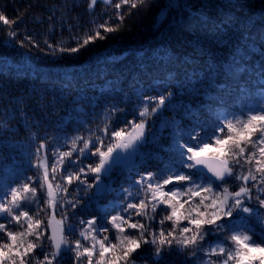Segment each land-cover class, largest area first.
Here are the masks:
<instances>
[{"label":"trees","instance_id":"16d2710c","mask_svg":"<svg viewBox=\"0 0 264 264\" xmlns=\"http://www.w3.org/2000/svg\"><path fill=\"white\" fill-rule=\"evenodd\" d=\"M89 2L90 0H0V11L10 20L16 19L17 15L22 16L19 23L11 26L20 33L12 43L8 42L9 26L0 22V57L6 58V62L0 63V92L3 93L0 95V125L13 126L12 132L0 135V189L4 191L27 182V177L42 174V167L40 169L33 167L36 163L35 151L41 142L45 143V151L49 153L45 162L51 172V165L54 162L51 153L57 148L59 151H68L72 147L70 139L67 145L64 144L65 138L75 136L88 138L87 129L103 128L105 125L103 112L111 104H116L125 111L108 121L111 124L110 130L124 129L127 133L136 131L131 127H125V124L128 120L137 119L136 112L141 106L138 97L141 94L154 96L165 89L174 90L176 93L174 108L164 111L162 116L153 117L149 124L150 132H156L161 128L163 118H167L169 122L175 120L186 130H191L192 127L211 130L218 117L223 119L227 115L229 119H233L234 114L241 115L249 109H255L261 103L258 88L260 85L264 86V79H259L260 74L252 72L251 68L248 73L241 74L243 69L240 65L243 63L242 57L250 59L253 56L252 51H255L251 49L253 47L251 41H248L249 47L247 51L245 50L247 38L245 29L252 30L251 40H256L255 32L260 31L261 24L264 23V0H155V5L150 10H134V14L128 20L131 30L110 35L107 40L98 41L78 54L46 56L38 54L35 49L29 52L27 46L19 47L17 42L24 38L25 31L41 41L47 36L53 41L60 40L62 45L71 43L72 33L69 32L67 25L73 26V32L77 30L78 25L81 33L87 28L94 27L89 22L92 18L87 9ZM117 2L119 0H110L108 5L98 2L92 10L95 19L102 22L108 15H114V4ZM228 3L237 5L230 15L241 22L240 27L233 26L230 39L217 38L215 46L193 52L192 48L184 43L185 35L176 30L169 39L168 54L160 55L162 51H166L158 45L161 33L168 32L178 21L191 23L193 27H197V19L207 20V13H223L224 9L220 5ZM66 4L71 6L70 10L66 8ZM125 11L127 6H122L121 12ZM50 16L53 18L51 22L48 19ZM61 17L62 20L59 19ZM50 23L53 27L51 32ZM223 34L221 31L220 35ZM142 50L148 53L143 61ZM170 56L173 60L176 56L181 59L185 56L194 59L191 60L192 66L186 67L183 63L169 62ZM255 56L258 57L259 53H255ZM251 64L257 68L261 66L258 59H251ZM208 65H211L210 69H207ZM207 70L212 72L211 76H207ZM194 76H199L201 80L199 86L203 91L200 96H195L198 90L191 87V84L197 83L192 79ZM216 81L221 85H217ZM16 96L27 104L28 119L22 122L11 108L15 101L10 97ZM5 104L9 105L7 115L4 114ZM180 105H183V108ZM189 106H192L190 118L185 115V110ZM169 131L171 129L165 130L164 138H158L156 141L149 139L140 145L136 163L127 169L115 168L111 180L105 179L101 184L102 192L93 187L87 195L81 193L83 198L80 206L70 210L73 214L68 220L75 225L74 230L71 234L65 230V237L70 241L81 239L80 231L86 228V225H80L79 221L96 217L99 224L109 228L107 235L110 242L117 243L114 238L115 231L107 221L111 216L117 215L126 203H138L139 198H143L135 197L139 189L134 181L140 174L148 171L175 170L173 168L176 163L175 154L164 150L170 145ZM206 134L201 133L202 136ZM104 139L105 146L118 142L109 137ZM161 145L164 148H161ZM77 146L82 147V144L78 142ZM40 159H44L43 153ZM83 162L95 166L99 161L98 157H92ZM248 167L250 166L245 165L243 169L237 171L246 172ZM61 175L58 171L55 179L49 176V181L53 185L52 192L55 194L59 191L56 185L62 182ZM88 179L91 183L92 176ZM229 184L232 185L230 191L236 189V182L229 179ZM32 186L37 188L39 208L42 209L39 216L35 214L34 204L27 203L14 210L15 214L19 215L21 210L29 211L33 219H41L45 227L49 218L53 216L60 220L62 212L59 207L53 208L49 203L47 186L43 189L39 183ZM121 188L133 193L135 198L126 197ZM69 191L75 195L73 188L70 187ZM71 198L61 193L53 203L64 204L65 200ZM168 211L170 210H165L162 206L157 209V215L151 222L154 230H158L159 219L167 215ZM120 214L124 215L122 212ZM135 220L144 222L142 217L134 216L133 222ZM9 221L7 213H0V223L6 224L8 230L19 232L26 228L23 218L24 227ZM181 226H187V222H183ZM249 226L257 232L262 230V225L255 216L250 218ZM163 227L167 232L171 229L172 222L166 221ZM46 235H51L50 231ZM123 235L138 238L137 230L127 227ZM230 235L231 231L228 228L223 235L210 234L202 242L203 247L210 249ZM98 239H103V234L98 235ZM26 240L32 238L27 237ZM0 242H6V236L2 233ZM81 242L87 247L90 246L91 240L81 239ZM230 244L231 241H227L225 246ZM52 250L46 242L44 251L51 253ZM98 251L99 244L93 256L94 264L98 259ZM110 255L107 253L106 258ZM42 258L43 253L36 249L31 264H39V259ZM133 259L136 264H207L208 258L203 252L192 255L191 249L180 250L175 245L171 248L165 246L157 258L155 246L149 244L142 245L133 255ZM211 259L215 264H220L224 257L213 256ZM73 261L74 253L65 250L54 264H73Z\"/></svg>","mask_w":264,"mask_h":264},{"label":"snow or ice","instance_id":"6c2138e0","mask_svg":"<svg viewBox=\"0 0 264 264\" xmlns=\"http://www.w3.org/2000/svg\"><path fill=\"white\" fill-rule=\"evenodd\" d=\"M98 2L108 5L110 0H90L87 4V9L92 14L89 22L94 27L87 28L81 33L78 25L75 32L72 25H67L69 32L72 33L71 43L62 45L60 40L53 41L47 36L41 41L25 31L24 38L17 42L19 47L27 46L29 52L35 49L38 54L42 53L46 56L62 57L65 54H78L98 41L107 40L110 35L131 30L128 20L134 14V10H150L155 5V0H119L114 4V15H108L107 19L98 22L92 12ZM122 6H127V11L121 12ZM243 6L240 5V7ZM70 7L66 4L68 10ZM220 7L224 9L223 13H207V20H196L197 27H193L191 23L185 24L178 21L168 32L161 33L158 45L166 51H162L160 55L168 54L169 39L172 32L176 30L185 35L184 43L190 46L193 52L215 46L217 38L230 39L233 26L241 25L238 18L234 19L230 15L237 5L228 3ZM213 8L215 9V5ZM48 19L51 22L53 18L50 16ZM59 19L62 20L63 17ZM21 20V15L10 20L0 11V22L10 28L7 33L10 37L9 43L20 35L11 26ZM62 29L63 25H61ZM52 30L50 23L49 31ZM221 31L223 35H220ZM245 31L247 32L245 50L247 51L249 47L248 41H251L253 45L251 49L255 51H252L253 56L250 59L241 58L243 63L240 67L243 71L240 73L246 74L251 68L252 72L260 74L259 79H264V23L261 24V30L255 32L256 40H251L252 30L245 29ZM257 52L258 57L255 56ZM141 53H143L141 55V61H143L148 53L143 50ZM192 59L194 57L185 56L181 59L176 56L173 60L170 56L168 61L191 67ZM251 59H258L260 68L252 65ZM3 62H6V58L0 57V63ZM210 68L211 65H208L207 69ZM193 71L196 70L193 69ZM211 75L212 72L207 70V76ZM177 79H179L178 75ZM192 79L197 81L196 84H191V87L198 90V93L194 95L200 96L203 91L199 86L201 80L199 76H194ZM216 83L221 85L218 81ZM208 86L210 87L209 83ZM186 90L188 91L187 88ZM258 92L261 103L255 109H249L241 115L234 114L233 119H229L227 115L223 119L218 117L217 123L211 130L203 127H192L191 130H186L182 124H177L175 120L169 122L167 118L162 119V126L156 132L148 130L153 117L162 116L164 111L174 108L176 101L174 90L165 89L154 96L141 94L138 97L141 106L136 112L137 119L128 120L125 124V127L136 130L135 135L126 133L124 129L110 130L111 124L108 121L112 120L116 114L125 111L118 105L111 104L104 109L103 128L87 129L88 138L83 136L65 138L64 144L67 145L70 139L72 147L68 151H59L57 148L51 153L54 161L51 172L45 162L49 153L45 151V143L41 142L35 151L36 163L33 167L37 169L42 167V174L37 177H27V182L12 187L8 191L0 189V213H7L10 217L9 222H14L21 227H24L22 218L26 222V228L19 232L8 230L6 224L0 223V233L6 236V242H0V264H31V258L35 255L36 249H40L43 253L39 264H54L61 252L65 250L74 253L73 264H94L93 256L96 253L97 244H99V251L95 264H136L133 255L142 245L149 244L155 246L157 258L160 257L165 246L171 248L175 245L180 250L191 249L192 255L203 252L208 258L207 264H215L211 259L213 256L224 257L220 264H264V212L261 211L264 210V198H262L264 197V86L260 85ZM0 95L3 93L0 92ZM10 99L15 101L11 108L19 115L20 121L27 120L26 102L18 96L10 97ZM180 107L183 108V105ZM191 107L185 110V115L189 118ZM8 109L9 105L5 104V115L8 114ZM167 129H171L168 132L170 145L164 150L175 154L176 163L173 166L175 170L148 171L140 174L134 181L139 189L135 197L143 196V198H139L138 203H126V206L120 209L124 215L118 212L107 221L115 231L114 238L117 243L110 242L107 235L109 228L99 224L96 217L79 221L80 225H86V228L80 231V237L84 241L90 239V246L85 247L81 239L70 241L65 237L63 235L65 230L69 234L74 230L75 225L68 220L73 214L70 210L80 206L83 198L81 193L87 195L90 189L99 187L105 179L110 181L113 171L123 159V153L134 151L149 139L156 141L158 138H164ZM12 131L13 126L0 125V135ZM97 132L100 134L97 135ZM202 132L207 134L202 136ZM104 137L118 142L105 146ZM78 142L82 144V147L77 146ZM161 148L164 146L161 145ZM41 153H43V160L40 159ZM92 157H98L99 162L95 166L83 162ZM245 165L250 166L246 172L237 171V169H243ZM58 171L62 174V182L56 185L59 191L54 196L49 176L55 179ZM89 176H92L91 183H89ZM229 179L237 183L235 190H229L232 186L229 184ZM35 183H39L41 189L47 186L49 203L53 208L59 207L62 212L61 219L56 221L55 225L52 218H49L45 227L44 222L39 218L33 219L29 211L21 210L19 215L15 214L14 210L20 209L22 204L27 203L34 204L35 214L39 216L42 209L39 208L37 188L32 186ZM70 187L74 189L75 195L69 191ZM120 190L126 197L135 198L128 190L123 188ZM61 193L72 198L65 200L64 204L53 203ZM161 206L170 211L159 219L160 227L154 230L151 222ZM134 216L142 217L144 222L140 220L133 222ZM253 216L262 225L260 232L249 226L250 218ZM166 221L172 222V227L167 232L163 227ZM183 222H187V226H181ZM125 225L127 229L137 230L138 238L123 235L126 232ZM226 228L231 231V235L226 236L224 241L210 249L203 247L202 242L208 235H223ZM49 231L51 235H46ZM100 234H103V239H98ZM27 237H31L32 240H26ZM227 241H231V244L225 246ZM46 242L53 249L51 253L44 251ZM107 253L111 254L108 258H106Z\"/></svg>","mask_w":264,"mask_h":264},{"label":"water","instance_id":"95a60500","mask_svg":"<svg viewBox=\"0 0 264 264\" xmlns=\"http://www.w3.org/2000/svg\"><path fill=\"white\" fill-rule=\"evenodd\" d=\"M127 133H131L133 135L132 132H127ZM139 147H137L134 151H129L127 153H123V159L121 160L120 164L116 166L117 167H121L123 169H127L129 168L130 166L134 165L136 163V158H137V154L139 152ZM97 190L99 192H102L103 190V187L102 185H100L99 187H97ZM54 196H55V192H53ZM59 219L56 218L55 216L52 217V222L53 224L55 225L56 221H58ZM51 234V232H50ZM59 235V233H58ZM63 235L65 236V232L63 233ZM64 253V251L61 252V255ZM60 255V256H61Z\"/></svg>","mask_w":264,"mask_h":264},{"label":"rangeland","instance_id":"374dc122","mask_svg":"<svg viewBox=\"0 0 264 264\" xmlns=\"http://www.w3.org/2000/svg\"><path fill=\"white\" fill-rule=\"evenodd\" d=\"M133 133V135H135L136 134V131H134V132H132Z\"/></svg>","mask_w":264,"mask_h":264}]
</instances>
